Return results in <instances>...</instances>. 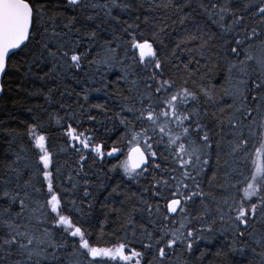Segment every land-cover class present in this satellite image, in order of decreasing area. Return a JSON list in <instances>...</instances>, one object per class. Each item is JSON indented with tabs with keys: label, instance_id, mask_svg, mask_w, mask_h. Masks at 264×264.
<instances>
[{
	"label": "snow or ice",
	"instance_id": "snow-or-ice-1",
	"mask_svg": "<svg viewBox=\"0 0 264 264\" xmlns=\"http://www.w3.org/2000/svg\"><path fill=\"white\" fill-rule=\"evenodd\" d=\"M132 7L125 0H0V93L10 91L13 71L21 74V81L29 76L63 81L72 75L77 84L85 85L75 94L76 109L60 105L64 116L49 113L44 120L33 115L31 122H22V133L5 129L13 158L0 162V264H108L117 260L168 264L175 249L190 254L197 242L217 238V256L244 257L251 252L264 264V0H197L196 8L181 16L180 24L198 8L218 27L219 34H209L196 25L170 51L162 39L166 25L155 26L146 36L139 16L128 23L113 12ZM155 7L183 11L191 7V0L183 5L167 0ZM106 22L125 26L117 35L115 27H102ZM149 22L145 15L142 23ZM109 30L112 38L103 39L101 32ZM213 39L218 43L210 49ZM94 47L103 55L100 51L93 55ZM185 51L191 57L187 63L178 55ZM117 63L122 66L121 79L132 85L119 111L109 116L106 103L85 108L90 92L108 87L100 68ZM193 63L195 69L190 67ZM221 64L226 73L224 94L232 98V104L227 113L223 108L219 114L212 113L209 122L201 99H214L216 89L205 81L220 74L216 70ZM166 65L178 71L182 68L179 82L171 73L166 77ZM86 66L96 71L91 77L85 72L81 80L76 73ZM137 68L151 69L142 90L136 87V78L129 79L136 76ZM89 80L99 82L101 88L88 87ZM52 91L48 89L46 99ZM40 94L42 88L29 93ZM92 109L125 129L120 141L127 139V159L111 170L122 168L132 180L151 176L149 186L137 197L140 206L125 214L123 242L112 247L91 243L93 203L87 204L85 212L84 199L77 202L79 178L82 173L87 176L84 165L89 155L95 162L121 151L115 146L119 141L105 152L104 142L97 143L92 130L79 131L83 120L78 117L97 121ZM53 119L63 130L68 149L78 155L76 168L67 175L50 150ZM154 145L163 149L159 156ZM213 156L217 167L208 180L213 190L205 191L202 178L211 170ZM253 156V170L245 176L242 165ZM88 187L89 180L84 179L83 198L92 196ZM137 213L139 222L134 219Z\"/></svg>",
	"mask_w": 264,
	"mask_h": 264
},
{
	"label": "trees",
	"instance_id": "trees-1",
	"mask_svg": "<svg viewBox=\"0 0 264 264\" xmlns=\"http://www.w3.org/2000/svg\"><path fill=\"white\" fill-rule=\"evenodd\" d=\"M102 2V0H101ZM127 3L133 5L132 9L127 12H120L118 9H114L115 15L120 17L121 21L127 20L128 23L135 21L136 16L140 17L141 29L147 36L154 29L155 26H167L165 27V35L162 37L164 40V45H167V50H171L174 47L175 41L184 37L186 30L188 32H194L195 26L199 25L205 32L217 33L219 34V29L216 25L212 23L208 17L200 11L198 8L196 12L192 13L189 19H186L184 24H180L181 16L185 13L191 12L192 8H196L197 0H191V7H185L183 11L177 10L175 7L163 8L155 7L161 3H166L167 0H125ZM178 5L185 4L186 0H174ZM152 6V10L149 11V7ZM145 15L149 16L150 22L148 25L142 23ZM116 28V34L119 35L121 29L125 26L123 23L120 25H115V22H106L102 25L103 28ZM101 37L103 39H111L112 32L102 31ZM218 41L213 39L209 41V48H213ZM115 46V45H113ZM191 46V45H190ZM97 51L102 50L94 47L93 55ZM123 50H121L120 55L123 56ZM131 56L132 53H129ZM181 61L187 63L191 57L185 51L183 53H178ZM92 57H89L91 59ZM198 58V57H197ZM179 63V61H177ZM204 60L201 59V64ZM121 65L119 63L111 68L101 67L100 72L104 74V83L108 85L105 90L102 91H92L89 94V101L85 104V108H88L90 104L96 103H106L107 107L110 109L108 115L112 116L114 112L119 111L120 102L123 97L130 95L128 89L132 87L130 83L126 80L121 79L123 75L121 71ZM192 69L196 68L193 63L190 65ZM223 65L216 70L219 75L210 76L205 84L209 87H215L216 91L214 93V99L212 101H206L204 98L201 99V105L208 111V120L211 122L212 113L219 114V109L223 108L225 113L230 111L229 105L232 104V98L224 94V89L227 87L225 84V75L223 71ZM44 68L43 71H47ZM39 75H43L40 69H34ZM95 68L85 67L84 71L76 73L77 77L84 80L85 72L91 77L95 72ZM135 77H129V79L136 78L139 83L136 86L139 89H143L144 79L150 75L151 69L141 70L137 68ZM203 71V69H201ZM166 77L169 73L172 74L173 78H176L179 82L180 75L182 74V68L178 71L172 68L171 65L165 66ZM11 83L8 85L10 88L6 90L0 99V162L5 160H11L12 153L9 151V139L5 129H16L19 132L24 131V123L31 122L33 115H39L42 119L48 120V114L51 113L53 116L58 114L59 116H64V110L60 108L61 104L65 106L71 105L73 109L77 108L76 93L80 92L85 86L82 84H77L76 80L69 75L63 81H43L37 79L36 76H29L23 78L21 81V74L13 71L10 73ZM197 79L199 83V78ZM96 80L99 81V75L96 76ZM20 85V87H17ZM87 86L90 88H101L99 82L93 83L91 80L88 81ZM43 89V94L40 95H29L30 92ZM52 88L50 99H46L45 96L48 94V89ZM64 93L62 96L61 93ZM32 108V112H28L27 109ZM47 110V111H45ZM91 114L96 116L97 121H103V123H97V121H89L87 117H78V119L83 120V126L79 131H84L85 129L92 130V134L96 136V142H104L105 152L109 151L111 147L114 146V142H118L115 146L121 148V151L117 153L114 157H105L103 161L96 159L94 162L93 156L89 155L87 163L84 165V170L87 176L81 174L80 184L81 187L77 193V202L80 199H84V211L88 212L87 204L89 202L93 203V208L91 210V215L89 217V231L92 232L91 243L99 247H112L120 242H123L122 237L124 236V230L121 229V224L124 221L125 214L129 213L133 207H139V202L137 197L143 194V188L149 186L151 176L147 178H140L138 180H132L127 177L122 168H117L112 171V166L120 163L127 159V153L129 148L127 147V139L120 141L121 135L124 133L125 129L123 125H119L118 121L114 126L113 122L110 120H105L104 114L98 109H92ZM76 126L75 124L73 125ZM84 128V129H83ZM106 129H114L112 131L106 132ZM50 142L51 149L56 154V162L58 166L65 172V175L69 173L70 170L76 168V161L78 160V155L71 149H68L66 142V137L63 135V130L55 123V119L52 120L50 128ZM27 138H24L26 142ZM16 148V144L12 145ZM64 149H67L64 151ZM158 152V156L163 151L162 148L157 149L154 145V149ZM255 157H250L249 161L242 165L243 173L245 176H249L253 170L252 160ZM159 162V160H157ZM223 166V157L221 159V167ZM215 156L210 161L211 170L207 172V176L203 177V187L205 191L213 190L209 187L208 180L212 177V172L216 170ZM151 171V169H150ZM89 180V192L92 196L88 198H83V180ZM117 191L109 196L112 192L113 187H116ZM217 194L219 191L217 190ZM107 197V199H105ZM145 198L147 195L145 194ZM156 203V201H152ZM161 209L163 210L164 201H159ZM106 205V206H105ZM17 210L16 208L13 209ZM134 219L139 222L140 216L137 213ZM106 221V222H105ZM102 226V228H101ZM101 230L103 234H101ZM130 233L131 229H127ZM220 247L219 238L213 240H201L194 245V250L192 253H187L182 248L175 249L176 254L171 257L168 264H236V262H243V264H259V257H254L251 252H247L244 257L239 254H229L227 257L220 255L217 256V249ZM137 250H140L139 248ZM226 251V249H225ZM259 251V249H258ZM203 256L201 258V254ZM151 255L146 254V259L151 260ZM105 260L107 258H104ZM108 264H124L122 261H109Z\"/></svg>",
	"mask_w": 264,
	"mask_h": 264
},
{
	"label": "water",
	"instance_id": "water-1",
	"mask_svg": "<svg viewBox=\"0 0 264 264\" xmlns=\"http://www.w3.org/2000/svg\"><path fill=\"white\" fill-rule=\"evenodd\" d=\"M2 95H3V93H0V99H1ZM127 155H128V154H127Z\"/></svg>",
	"mask_w": 264,
	"mask_h": 264
},
{
	"label": "bare ground",
	"instance_id": "bare-ground-1",
	"mask_svg": "<svg viewBox=\"0 0 264 264\" xmlns=\"http://www.w3.org/2000/svg\"><path fill=\"white\" fill-rule=\"evenodd\" d=\"M84 129V128H83Z\"/></svg>",
	"mask_w": 264,
	"mask_h": 264
}]
</instances>
